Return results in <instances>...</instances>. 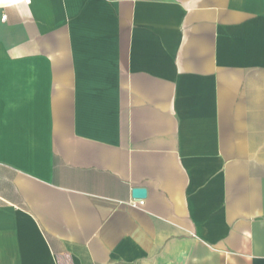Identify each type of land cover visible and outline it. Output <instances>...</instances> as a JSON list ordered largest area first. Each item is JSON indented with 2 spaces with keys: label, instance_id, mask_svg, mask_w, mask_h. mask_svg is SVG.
<instances>
[{
  "label": "crops",
  "instance_id": "1",
  "mask_svg": "<svg viewBox=\"0 0 264 264\" xmlns=\"http://www.w3.org/2000/svg\"><path fill=\"white\" fill-rule=\"evenodd\" d=\"M0 264H264V0H0Z\"/></svg>",
  "mask_w": 264,
  "mask_h": 264
},
{
  "label": "water",
  "instance_id": "2",
  "mask_svg": "<svg viewBox=\"0 0 264 264\" xmlns=\"http://www.w3.org/2000/svg\"><path fill=\"white\" fill-rule=\"evenodd\" d=\"M132 197L137 200L143 199L145 197V190L142 188L133 189Z\"/></svg>",
  "mask_w": 264,
  "mask_h": 264
},
{
  "label": "built area",
  "instance_id": "3",
  "mask_svg": "<svg viewBox=\"0 0 264 264\" xmlns=\"http://www.w3.org/2000/svg\"><path fill=\"white\" fill-rule=\"evenodd\" d=\"M132 206L133 207H140V206H143V202L142 201H139L137 203H132Z\"/></svg>",
  "mask_w": 264,
  "mask_h": 264
}]
</instances>
